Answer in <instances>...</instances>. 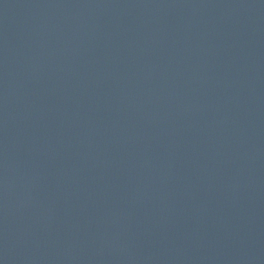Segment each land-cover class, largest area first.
Returning a JSON list of instances; mask_svg holds the SVG:
<instances>
[{
    "label": "water",
    "instance_id": "obj_1",
    "mask_svg": "<svg viewBox=\"0 0 264 264\" xmlns=\"http://www.w3.org/2000/svg\"><path fill=\"white\" fill-rule=\"evenodd\" d=\"M0 264H264V0H0Z\"/></svg>",
    "mask_w": 264,
    "mask_h": 264
}]
</instances>
